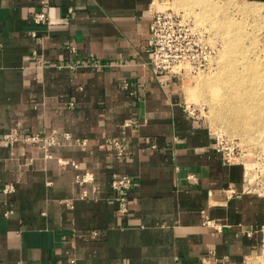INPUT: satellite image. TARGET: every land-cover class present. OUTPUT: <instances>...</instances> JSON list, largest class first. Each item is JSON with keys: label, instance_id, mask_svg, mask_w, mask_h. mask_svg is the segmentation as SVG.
Masks as SVG:
<instances>
[{"label": "crops", "instance_id": "crops-1", "mask_svg": "<svg viewBox=\"0 0 264 264\" xmlns=\"http://www.w3.org/2000/svg\"><path fill=\"white\" fill-rule=\"evenodd\" d=\"M160 4L0 0V136L20 134L14 149L0 145V264H244L258 252L264 189L251 191L245 162L217 151L186 100L191 76L165 89L155 77ZM39 12L47 22H34ZM35 133L87 146L67 142L45 159L21 142ZM122 175L133 180L125 215L111 190Z\"/></svg>", "mask_w": 264, "mask_h": 264}, {"label": "rangeland", "instance_id": "rangeland-1", "mask_svg": "<svg viewBox=\"0 0 264 264\" xmlns=\"http://www.w3.org/2000/svg\"><path fill=\"white\" fill-rule=\"evenodd\" d=\"M156 1L163 3L158 6L159 10L183 16L204 30L209 44L216 47L217 54L211 67L191 76L190 82L186 84V100L200 108L214 133L222 134L233 142L237 154L232 163L245 162L251 191L264 189V111L257 109L254 116L244 118L247 122L237 125L240 117L236 115L238 107L235 106V101L240 94L230 93L234 96L233 101V96L226 95L231 84V65L229 69L224 67L230 59L232 68L238 72L243 71V65L251 67L246 72V76L249 75L247 83L254 85L252 92L257 97H264V90H257L258 85L264 89V3L257 0ZM247 7L262 9L261 15H248L244 12ZM224 102L226 103L223 104ZM257 235L258 252L244 264H264V228Z\"/></svg>", "mask_w": 264, "mask_h": 264}, {"label": "built area", "instance_id": "built-area-1", "mask_svg": "<svg viewBox=\"0 0 264 264\" xmlns=\"http://www.w3.org/2000/svg\"><path fill=\"white\" fill-rule=\"evenodd\" d=\"M48 16L45 12L34 15V22L37 24L47 22ZM35 37V34H33ZM205 31L198 28L192 21L185 19L171 11H155L153 13L152 28V66L155 70V77L162 88L171 85L176 76H194L208 70L217 54V49L208 42ZM129 87L128 82L123 84ZM189 114L194 115L196 110L192 105L186 106ZM19 133H6L0 136V145L14 149L19 142ZM23 143L39 144L45 159H52L53 148L63 146L67 142H73L77 146L86 147L87 140L74 139L70 134L65 133L61 138L46 137L42 134H29L21 139ZM117 150V157L122 158L124 150L119 141L111 142ZM216 149L227 163H232L237 154L236 147L227 137L216 134ZM60 166L71 165L75 169L79 166L74 162L58 159ZM95 178L91 173H78L76 183L81 187L93 185ZM133 180L127 175L116 177L111 182V190L114 193V200L119 204V213L125 215L128 212L127 194L132 188ZM16 191L14 185L8 184L2 188V193L9 195ZM82 199H89V191L83 190ZM210 223V222H209ZM93 232V237H97ZM72 264L75 261H71Z\"/></svg>", "mask_w": 264, "mask_h": 264}, {"label": "bare ground", "instance_id": "bare-ground-1", "mask_svg": "<svg viewBox=\"0 0 264 264\" xmlns=\"http://www.w3.org/2000/svg\"><path fill=\"white\" fill-rule=\"evenodd\" d=\"M244 12L247 13L248 15H253V16L257 17V16L261 15L262 9L260 10V8L247 7V8H244ZM221 54H223V53H221ZM223 55H222V57H224ZM233 62H235V60H233ZM232 64L233 63H232L231 59L224 64V67L226 69H229V67L231 65V68L229 69V73H230L229 83L231 82V84L229 85V93H226V95L229 94L231 97L233 95L230 93L239 92V94H240V96H238L239 98L235 101V106L238 107L236 115H238L240 117V120H238L237 125L240 126V125L244 124L243 122H247V120L244 118L249 119V117L254 116L257 109H261L264 111V101H262V100H264V97H263V95H261L260 97H257V95L252 92L254 90V85H252V84L249 85L247 83V77L249 75L246 76V72L250 71L249 69L251 67L249 68L247 65H243V67H244L243 71L238 72L237 69L232 68ZM253 69H255V68H253ZM253 69H251V70H253ZM257 90L259 92H262L264 89L261 85H258ZM233 100H234V96L232 98V101ZM225 103L226 102H224L223 104H225ZM262 114H264V112H262ZM258 115H259V113H258ZM241 120H242V122H241Z\"/></svg>", "mask_w": 264, "mask_h": 264}]
</instances>
